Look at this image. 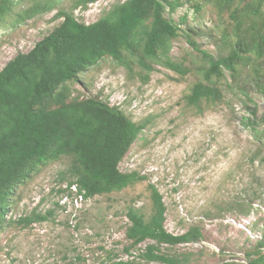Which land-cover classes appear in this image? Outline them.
I'll list each match as a JSON object with an SVG mask.
<instances>
[{
	"label": "rangeland",
	"instance_id": "obj_1",
	"mask_svg": "<svg viewBox=\"0 0 264 264\" xmlns=\"http://www.w3.org/2000/svg\"><path fill=\"white\" fill-rule=\"evenodd\" d=\"M14 1L0 28V71L62 23L59 11L91 24L127 0H99L87 8H75L76 0H61L45 10L49 0ZM180 1L184 4L175 12L165 13L176 23L187 17L168 55L187 74L153 59L147 60L148 70L136 49L123 51L122 60L107 56L83 71L78 81L67 83L68 102L97 98L133 122L147 124L119 165L122 173L136 172L145 179L76 203V189L68 184L75 181L72 158L42 163L9 199L0 264H160L144 257L151 245L176 264H248L264 253V97L259 88L264 58L251 54L249 61L238 62L235 79L228 71L212 78L209 83L223 93L222 101L188 103L193 86L206 83L202 51L216 59L227 56L237 39L233 7L258 0H235L232 6L219 0ZM36 9L41 11L22 19ZM255 20L257 32L264 33V0ZM253 119L257 125L251 124ZM149 185L163 197L165 229L174 235L199 229V240L172 246L153 240L133 244L127 237V213L134 208L145 220L151 218ZM49 211L53 215L46 222L15 224L20 217Z\"/></svg>",
	"mask_w": 264,
	"mask_h": 264
},
{
	"label": "trees",
	"instance_id": "obj_2",
	"mask_svg": "<svg viewBox=\"0 0 264 264\" xmlns=\"http://www.w3.org/2000/svg\"><path fill=\"white\" fill-rule=\"evenodd\" d=\"M57 1L61 0H49L42 10L51 8L54 4L51 2ZM97 1L76 0L74 7L87 8ZM219 1L232 6L235 0ZM14 3V0L0 2V28ZM183 4L180 0H127L114 5L105 17L91 24L79 22L72 13L59 11L62 23L0 71V233L5 227L9 199L15 188L47 161L71 157L70 175L75 181L68 184L70 188L75 186L77 194L85 199L122 191L145 179L136 172L122 173L119 165L147 124L133 122L97 98L68 102L67 83L78 81L83 71L107 56L122 60L123 51L136 49L142 54V66L148 70L152 68L147 60L153 59L180 75L187 74L188 69L168 55L172 39L184 32L181 25L187 17H181L176 23L165 16L167 9L172 14ZM261 8L262 0L233 7L235 45L227 56L219 59L202 51L207 59L206 83L193 86L188 97L190 105L199 106L204 100L214 104L222 101L223 93L209 83L212 78H222L228 71L235 79L238 62L249 61L251 54L264 58V33L257 32L255 20ZM40 11L25 12L22 19ZM188 30L197 32L193 28ZM254 75L256 80L260 78L258 70ZM259 88L264 97V83ZM251 124L258 123L253 119ZM149 190L154 207L151 218L145 220L134 208L127 213L131 224L127 237L134 245L153 240L159 245L172 246L201 238L199 229L180 235L168 232L164 227L163 197L154 185H149ZM52 215V211L33 213L18 218L15 224L27 227L46 222ZM156 250L158 246H149L144 257L150 262L176 264L172 257ZM248 264H264V253Z\"/></svg>",
	"mask_w": 264,
	"mask_h": 264
},
{
	"label": "built area",
	"instance_id": "obj_3",
	"mask_svg": "<svg viewBox=\"0 0 264 264\" xmlns=\"http://www.w3.org/2000/svg\"><path fill=\"white\" fill-rule=\"evenodd\" d=\"M73 189H76V192H77V188L75 186H72ZM76 198H75V202L77 203L79 200L81 201L84 197L82 195H78L76 193ZM85 199V198H84Z\"/></svg>",
	"mask_w": 264,
	"mask_h": 264
}]
</instances>
